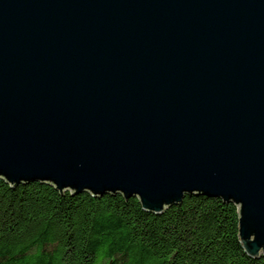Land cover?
I'll return each mask as SVG.
<instances>
[{
	"label": "water",
	"instance_id": "1",
	"mask_svg": "<svg viewBox=\"0 0 264 264\" xmlns=\"http://www.w3.org/2000/svg\"><path fill=\"white\" fill-rule=\"evenodd\" d=\"M0 178L220 198L264 255V0H0Z\"/></svg>",
	"mask_w": 264,
	"mask_h": 264
},
{
	"label": "trees",
	"instance_id": "2",
	"mask_svg": "<svg viewBox=\"0 0 264 264\" xmlns=\"http://www.w3.org/2000/svg\"><path fill=\"white\" fill-rule=\"evenodd\" d=\"M0 178V264H264L239 241L234 203L186 194L155 214L137 197Z\"/></svg>",
	"mask_w": 264,
	"mask_h": 264
}]
</instances>
